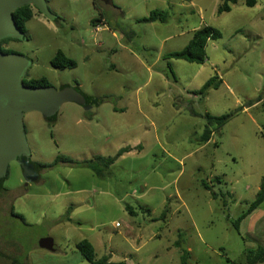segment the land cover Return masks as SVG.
<instances>
[{
    "label": "rangeland",
    "instance_id": "374dc122",
    "mask_svg": "<svg viewBox=\"0 0 264 264\" xmlns=\"http://www.w3.org/2000/svg\"><path fill=\"white\" fill-rule=\"evenodd\" d=\"M45 1L57 21L32 8L25 40L2 48L32 62L26 81L77 87L99 103H66L51 121L38 112L23 117L30 160L45 168L25 185L20 167L9 164L0 252L24 264H87L76 244L88 240L97 257L111 255L108 264H180L173 246L180 231L187 264H243L258 244L231 224L264 175V0L252 8L236 0L220 15L223 0ZM155 11L167 12L165 23L138 21ZM205 26L221 38L207 42L203 64L164 59ZM58 51L75 68L52 67ZM213 76L219 88L200 99L194 93ZM231 112L199 143L205 114ZM123 147L132 151L103 178L80 166ZM125 205L142 210L131 218ZM43 238L54 251L39 247Z\"/></svg>",
    "mask_w": 264,
    "mask_h": 264
},
{
    "label": "water",
    "instance_id": "95a60500",
    "mask_svg": "<svg viewBox=\"0 0 264 264\" xmlns=\"http://www.w3.org/2000/svg\"><path fill=\"white\" fill-rule=\"evenodd\" d=\"M25 6L34 7L48 20H57L45 0H0V41L25 40L24 33L17 28L13 19V13ZM31 64L32 62L24 56L0 50V189L6 180L10 163H16L20 167L26 183L34 182L38 178L26 141L23 123L26 114L38 112L43 118L51 121L66 103H75L88 109L95 101L87 100L86 95L76 87L62 86L56 90L51 86H25L23 80ZM38 245L40 248L55 250L51 238L41 239ZM0 264L21 263L0 254Z\"/></svg>",
    "mask_w": 264,
    "mask_h": 264
},
{
    "label": "trees",
    "instance_id": "16d2710c",
    "mask_svg": "<svg viewBox=\"0 0 264 264\" xmlns=\"http://www.w3.org/2000/svg\"><path fill=\"white\" fill-rule=\"evenodd\" d=\"M235 3L236 0H223V3L217 9V14L220 15L222 13L229 12L230 5H234ZM255 3L256 0H245V6L248 8L254 7ZM32 17H33V12L30 6L22 7L13 13V19L17 27L22 32H24L25 23L29 21ZM167 18H168L167 12L155 11V12H151L147 18L138 21L143 23H153V22L165 23ZM220 38H221V34L218 30L209 26H205L193 33L191 40L181 51L169 53L164 56V59L183 60L190 64H203L206 61L205 47L207 42L209 40H218ZM6 41H9V39H5L2 42H6ZM6 53H8V51H6ZM51 66L59 69H64V68L73 69L75 68L76 64L74 61L66 58L61 51H58L51 61ZM167 67L173 79H175L170 67L169 66ZM23 84L28 87L50 86L49 83L43 78L39 80H29V81H26L24 79ZM220 84H221L220 79L217 76H213L201 87L199 91L195 92L194 94L198 95L200 99H204L208 95V92L210 90H217ZM87 100H89L88 97ZM95 101H93L92 103L95 105L99 103L97 100ZM249 106H251V104ZM233 114L234 112H231L218 117L205 114L203 116L205 120V127L202 132V135L199 138V143L206 144L210 140V137L213 134V132L216 129H219V127H221L223 124H225L233 116ZM131 151L132 148L123 147L119 149L113 156L96 157L94 160H88L82 162L80 166L90 169L97 177L103 178L104 174H107L106 172L109 171L110 167H112V165L122 155L129 153ZM36 166L39 173L45 168L44 165H40V164L39 165L36 164ZM215 182L219 184L221 181L217 178L215 179ZM201 184L205 190L211 191V188L206 183H201ZM212 196L213 198L216 199L220 198L222 206L226 207L227 203L224 200V196L221 195V192L220 195H218L217 193L212 191ZM263 200H264V175L262 177V182L259 191L255 196V199L252 202H250L246 206V209L236 218L235 221L232 222L231 226L233 227V229L239 232V228H238L239 223L242 222L247 216H249L254 210H256L262 204ZM124 208L129 216L131 217L134 216V210H132L131 207L125 205ZM145 211L149 213L148 209H145ZM11 215L15 218L22 220L21 216L15 214L13 210H11ZM164 215L166 214L162 213L159 219H164L165 218ZM226 217L227 219L229 218L228 215H226ZM183 236L184 235L179 231L177 234V239L173 243V246L180 250L181 253L180 264H187L188 252L184 249ZM76 249L81 255V257L87 262V264H108L110 262L111 255L107 254V255H103L100 258L97 257L92 244L88 240H82L79 243H77ZM227 262L230 261L227 260ZM263 263H264V247L257 246L255 249L245 250L243 264H263ZM117 264H125V263L119 262Z\"/></svg>",
    "mask_w": 264,
    "mask_h": 264
},
{
    "label": "crops",
    "instance_id": "0c3cea01",
    "mask_svg": "<svg viewBox=\"0 0 264 264\" xmlns=\"http://www.w3.org/2000/svg\"><path fill=\"white\" fill-rule=\"evenodd\" d=\"M33 15H34V12H33ZM228 195H230V194L228 193ZM230 199H232V197H230ZM260 206L256 210H254L249 216H247L242 222H240L238 228L240 231L239 233H241L243 231V228H244V230L249 235H253V240L255 241V243L258 244V246L264 247V210H262L260 208ZM141 208L142 207H140V209H137V208L132 209L131 208L132 210H134V216L133 217L130 216V217L131 218L136 217L138 210H142ZM145 209H147V208H145ZM147 214H148L147 216L150 215L149 213H147ZM151 221H153V220H151Z\"/></svg>",
    "mask_w": 264,
    "mask_h": 264
},
{
    "label": "flooded vegetation",
    "instance_id": "af4514ba",
    "mask_svg": "<svg viewBox=\"0 0 264 264\" xmlns=\"http://www.w3.org/2000/svg\"><path fill=\"white\" fill-rule=\"evenodd\" d=\"M107 3H109V0L107 1ZM31 8H34V7L31 6ZM34 9H35V8H34ZM37 12H38V11H37ZM38 13H39V12H38ZM39 14H40V13H39ZM57 19H58V18H57ZM56 21H57V20H56ZM17 28H18V27H17ZM18 29H19V28H18ZM4 40H5V39H4ZM2 41H3V40L0 41V50H1L2 52L6 53V51H8V49H3V48H2V44L5 43V42H2ZM9 41H15V42H16V41H20V40H17V39H9ZM6 42H7V41H6ZM8 53H10V52L8 51ZM90 106H91V105H90ZM33 164H34V163H33ZM33 169H34V171H36V173L38 174V178H37V180H38V179H39V175H40V173L38 172V169H37L36 164L33 165ZM37 180H36V181H37ZM27 184H28V183H25V185H27ZM1 190H3V187L0 189V191H1ZM0 254L5 255V254H3V253H1V252H0ZM17 262H18V261H17Z\"/></svg>",
    "mask_w": 264,
    "mask_h": 264
}]
</instances>
